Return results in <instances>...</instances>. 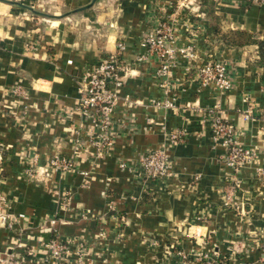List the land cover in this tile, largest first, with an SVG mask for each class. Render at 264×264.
<instances>
[{"label":"crops","instance_id":"0c3cea01","mask_svg":"<svg viewBox=\"0 0 264 264\" xmlns=\"http://www.w3.org/2000/svg\"><path fill=\"white\" fill-rule=\"evenodd\" d=\"M13 1L49 7L54 14L35 9L55 18L0 0V191L23 228L18 248V236L0 228V255L38 264L34 257L46 255L43 242L77 237L98 243L85 264H182V253L196 251L217 252L221 264H264V63L256 41L264 39V6L247 0ZM169 5L180 22L177 44L197 50L192 60L180 56L175 69L177 106L158 107L151 102L165 95L158 59L136 57L144 51L149 15L167 13ZM238 31L255 41L232 46L220 36ZM118 43L125 44L120 59L129 69L114 114L115 142L99 154L88 142L94 122L77 109L78 89L86 70L115 53ZM208 54L229 62L232 88H201L187 73ZM246 96L255 106L250 119L243 115ZM214 105L237 125L239 143L256 154L237 174V206L223 193L233 172L203 112ZM175 130L186 132L178 144L169 142ZM163 146L173 174L144 180L139 157ZM56 154L72 157L75 169L25 177L24 156H36L40 166ZM110 202L115 211L109 212Z\"/></svg>","mask_w":264,"mask_h":264},{"label":"built area","instance_id":"2783aa9c","mask_svg":"<svg viewBox=\"0 0 264 264\" xmlns=\"http://www.w3.org/2000/svg\"><path fill=\"white\" fill-rule=\"evenodd\" d=\"M187 2V1H186ZM249 4L264 6V0H247ZM170 11L164 14H151L147 21V28L143 32L140 45L144 51L136 57L137 62H146L156 57L159 67L156 72L158 83L165 93L162 98L152 99V104L158 107H175L178 101V80L175 69L179 58L185 57L192 60L196 57V48L193 45L180 47L177 44V35L180 27L178 16L172 5L168 6ZM165 8L162 10L164 11ZM28 47L33 44L28 42ZM125 49V44L118 43L117 51L107 57H101L97 63L90 66L80 83L79 104L77 109L87 119L94 122L89 143L101 154L114 144L115 133V110L119 97V88L123 74L127 73L129 66L123 64L120 55ZM187 73H194L195 79L201 88L212 87L220 91H226L235 84L233 75L229 68V62L225 59L208 54L204 59L194 65L186 67ZM17 89L15 88L14 91ZM247 105L243 115L246 119L253 117L255 106L249 96L244 98ZM210 119V128L213 143L224 148L222 162L225 167L232 170V176L223 188V193L229 205H238L237 191L241 189L240 180L237 178L239 171L256 157L255 151L248 148L237 140V125L225 118L218 105L209 107L203 111ZM186 138V132L182 130L171 131L169 142L178 144ZM81 146V141L78 142ZM25 177L35 178L43 175L49 178L55 171H69L75 169L72 157L56 154L51 157L45 165L37 164V157L24 156ZM137 172L144 180L165 179L170 177L172 165L166 155V149L160 147L139 157ZM125 168V163H122ZM264 177V171H260ZM9 198L7 194L0 191V228L18 236L15 246L22 247L20 238L23 236V228L20 226L21 217L9 212ZM109 212L115 211L113 202L108 203ZM102 236V235H101ZM100 236V237H101ZM98 241V240H96ZM97 242H88L81 238L55 237L43 242L46 250L45 256H36L38 264H85L91 254V250ZM185 261L182 264H221L220 255L217 252L207 253L196 251L190 255L181 254ZM23 257H16L12 253L0 255V264H26Z\"/></svg>","mask_w":264,"mask_h":264},{"label":"trees","instance_id":"16d2710c","mask_svg":"<svg viewBox=\"0 0 264 264\" xmlns=\"http://www.w3.org/2000/svg\"><path fill=\"white\" fill-rule=\"evenodd\" d=\"M220 36L225 42L232 46H242L255 41V39H253L252 34L247 31H238L236 33L221 32ZM256 41L259 45L262 62L264 63V39H256Z\"/></svg>","mask_w":264,"mask_h":264},{"label":"water","instance_id":"95a60500","mask_svg":"<svg viewBox=\"0 0 264 264\" xmlns=\"http://www.w3.org/2000/svg\"><path fill=\"white\" fill-rule=\"evenodd\" d=\"M2 1L8 2V3H12V4H18V5H21L22 7H25V8H27V9L33 11V12L36 13V14H41V15H45V16H53V15H50V14H48V13H44V12L38 11V10H36L34 7L29 6V5H25V4L21 3V2H17V1H13V0H2ZM89 6H90V5H89ZM84 8H86V7H81V8H79V9H77V10H81V9H84Z\"/></svg>","mask_w":264,"mask_h":264},{"label":"rangeland","instance_id":"374dc122","mask_svg":"<svg viewBox=\"0 0 264 264\" xmlns=\"http://www.w3.org/2000/svg\"><path fill=\"white\" fill-rule=\"evenodd\" d=\"M36 9H38V10H41V11H45V12H49V13H52V14H54L55 13V11L54 10H52L51 8H49V7H45V6H42V7H38V6H36L35 7ZM26 9V8H25ZM28 10V9H27ZM29 13H33V14H35L33 11H30ZM37 17H41V18H46V19H54L55 17L53 16V17H46V16H43V15H40V16H38L37 14H35Z\"/></svg>","mask_w":264,"mask_h":264}]
</instances>
